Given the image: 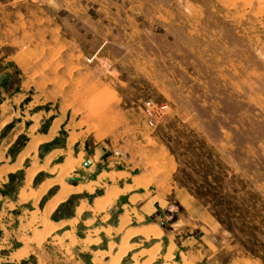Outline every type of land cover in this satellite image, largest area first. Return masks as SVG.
Listing matches in <instances>:
<instances>
[{"label":"rangeland","instance_id":"obj_1","mask_svg":"<svg viewBox=\"0 0 264 264\" xmlns=\"http://www.w3.org/2000/svg\"><path fill=\"white\" fill-rule=\"evenodd\" d=\"M0 9L27 15L34 30L17 38L27 78L14 64L0 70V101L8 96L17 116L0 131V264H106L107 254L119 264L122 239L138 235L120 223L154 199L165 209L132 227L204 237L206 264H264V0H0ZM49 130L51 143L29 147ZM57 150L71 162L48 165ZM27 169L38 173L28 194L53 180L47 197L18 198ZM102 173L115 177L53 203ZM112 184L124 197L99 204ZM179 191L201 212L196 223Z\"/></svg>","mask_w":264,"mask_h":264},{"label":"crops","instance_id":"obj_2","mask_svg":"<svg viewBox=\"0 0 264 264\" xmlns=\"http://www.w3.org/2000/svg\"><path fill=\"white\" fill-rule=\"evenodd\" d=\"M32 24V22H28L27 15L21 14V15H9V16H3L1 9H0V70H4L7 65L14 64L15 68L17 70L22 71V78H27L26 71H25V65H22L21 61V51H19L18 45H17V38L19 35L27 36L32 35L33 31L29 25ZM12 38V39H10ZM5 71L0 72V86L3 84V81L1 80L4 76H8L7 74H4ZM2 91L0 87V92ZM10 99L8 96H5L0 101V131H3L7 126H9L12 122L10 120L7 121L5 119L12 118L16 116L14 112H16L14 109H9L6 107ZM12 101V100H11ZM17 119V116L15 120ZM53 131L49 130L47 134L42 133L34 136L29 144V147H33V145L41 146L45 144L51 143L55 136L52 134ZM29 154H21L19 156V160H17V165L12 166H4L3 172L11 174L12 171L17 172L20 170L21 164L23 162H27L29 159ZM67 152L66 151H60L57 150L49 155L48 159V165L52 164L53 158L57 157H65L64 164L67 162H71L70 157H66ZM23 157V158H21ZM22 162V163H20ZM20 163V164H19ZM46 163V161H45ZM45 167H47L45 164L44 166H41L40 172H45ZM49 167V166H48ZM33 173V170L27 169V175H26V188L25 191H21L18 198H22V195H25V197L28 198L29 201H31L34 197L39 198H45L47 197V194L51 190V183L53 180L45 181L40 184L37 190L34 192L28 194L27 187H29V183L32 182L34 179H36L37 176ZM124 174V173H123ZM117 175V174H116ZM111 178L115 177L114 173L111 174H101V176L96 180V182L90 183V185L87 186H79L77 188L66 186L65 188L61 189L59 193H57L55 196H53V203L55 205H60L63 202H65L63 199L66 194L75 191L78 189L79 191H82L83 189L91 188L94 189L92 186L95 185V187L100 186L101 183H103V177ZM71 179H69V183L72 184H81L83 185V180L72 182ZM28 181V182H27ZM117 184V182H116ZM117 185L112 184L109 188V193H112L113 196L110 197V195H107L103 198L96 199L99 204L109 205L110 203H115L117 200H120V198L124 197L120 194H116ZM77 191V190H76ZM179 197L184 199V202L187 201L189 205L188 209V215L190 217V224L196 223L193 217L201 216V212H199L196 209L195 204H192V198L191 196H187L185 192L179 191L177 194ZM134 196V195H133ZM141 195H136L135 197H140ZM159 200H147L144 203V206L140 209V213L133 212L132 221L129 225L124 223V220L120 223V231H126L128 233L132 234H138L137 236H131L130 240L123 238L122 245H124V241L129 244L127 251H122V253H118L117 258H120L119 264H206V262L209 261L208 255L205 253V239L204 237H201L200 239H196L192 236H185V237H179V232L177 235H168L166 233L165 226L162 225V227L159 224L151 223L147 225H137V227H132L131 224L133 223L134 219H147L154 218L160 211H163L165 209V206L163 205H157L156 202ZM96 203V202H95ZM78 208L77 210H79ZM55 211L52 210V212ZM200 214V215H199ZM193 215V217L191 216ZM131 217V216H130ZM128 220V217H127ZM137 224V221L135 222ZM178 228L182 229L185 227L184 225L180 224H174V226H171V228ZM187 227V226H186ZM129 240V241H128ZM23 250V249H22ZM106 258V264H110L112 260H115L116 257L113 255L107 254ZM113 256V257H112ZM27 259V258H26ZM24 260V258H20V261ZM95 258L92 259L91 264H94Z\"/></svg>","mask_w":264,"mask_h":264},{"label":"water","instance_id":"obj_3","mask_svg":"<svg viewBox=\"0 0 264 264\" xmlns=\"http://www.w3.org/2000/svg\"><path fill=\"white\" fill-rule=\"evenodd\" d=\"M72 182H77V181H81V179H72Z\"/></svg>","mask_w":264,"mask_h":264}]
</instances>
